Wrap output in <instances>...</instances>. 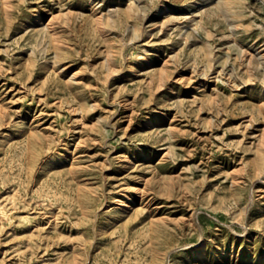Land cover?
Instances as JSON below:
<instances>
[{
	"label": "rangeland",
	"instance_id": "rangeland-1",
	"mask_svg": "<svg viewBox=\"0 0 264 264\" xmlns=\"http://www.w3.org/2000/svg\"><path fill=\"white\" fill-rule=\"evenodd\" d=\"M0 212V264H264V0H0Z\"/></svg>",
	"mask_w": 264,
	"mask_h": 264
},
{
	"label": "bare ground",
	"instance_id": "bare-ground-1",
	"mask_svg": "<svg viewBox=\"0 0 264 264\" xmlns=\"http://www.w3.org/2000/svg\"><path fill=\"white\" fill-rule=\"evenodd\" d=\"M92 2V1H91ZM171 4V3H170ZM5 5V4H4ZM125 6V5H124ZM196 6V5H195ZM162 7V6H161ZM107 8V7H106ZM164 8H166V6H164ZM99 13H100V11H99ZM40 17V16H39ZM161 17V16H160ZM38 19V17H36V20ZM44 19V18H43ZM39 21V20H38ZM37 22V21H36ZM39 23V22H38ZM44 24V23H43ZM46 25H48V24H46ZM35 28V27H34ZM47 28H48V26H47ZM107 36V35H106ZM105 36V37H106ZM139 55V54H138ZM169 55V54H168ZM142 56V55H141ZM159 56V55H158ZM167 56V55H166ZM165 59V58H164ZM156 60V59H155ZM154 61V60H153ZM119 68V67H118ZM168 68V67H167ZM127 74V73H126ZM68 77V76H67ZM76 77H78V76H76ZM75 77V78H76ZM170 88V87H169ZM240 92V91H239ZM240 94V93H239ZM93 100H94V98H93ZM148 120V119H147ZM149 122V121H148ZM147 123V122H146ZM65 140V139H64ZM65 147H67V146H65ZM50 162V161H49ZM51 163V162H50ZM257 170V169H256ZM262 172V171H261ZM130 188V187H129ZM133 188V187H132ZM117 198V197H116ZM120 201V200H119ZM119 203V202H118ZM130 205H129V202H124L123 201V207L124 208H128ZM7 207V206H6ZM3 208V207H2ZM1 208V209H2ZM1 213V212H0ZM25 213V212H24ZM34 213V212H33ZM30 214V213H29ZM30 215H32V214H30ZM109 219V218H108ZM17 222V221H16ZM36 222H37V220H36ZM35 224V223H34ZM34 226V225H33ZM201 238V237H200ZM188 244V243H187ZM186 244V245H187ZM184 245V244H183ZM194 252V251H193Z\"/></svg>",
	"mask_w": 264,
	"mask_h": 264
}]
</instances>
